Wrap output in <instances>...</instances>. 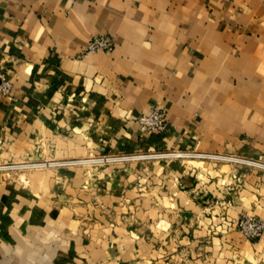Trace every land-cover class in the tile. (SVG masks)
<instances>
[{
	"label": "crops",
	"instance_id": "crops-1",
	"mask_svg": "<svg viewBox=\"0 0 264 264\" xmlns=\"http://www.w3.org/2000/svg\"><path fill=\"white\" fill-rule=\"evenodd\" d=\"M99 34L114 49L86 52ZM2 77L6 156L66 165L0 178V264H264L236 227L264 216V168L77 161L264 162V0H0Z\"/></svg>",
	"mask_w": 264,
	"mask_h": 264
},
{
	"label": "built area",
	"instance_id": "built-area-1",
	"mask_svg": "<svg viewBox=\"0 0 264 264\" xmlns=\"http://www.w3.org/2000/svg\"><path fill=\"white\" fill-rule=\"evenodd\" d=\"M115 47V40L110 35L99 34L92 38L86 52H93L97 50L111 51ZM1 90L8 94L12 88V82L2 77L0 83ZM139 122L142 128L146 131H163L168 126L167 112L164 108L156 107L149 113H144L139 116ZM174 155L176 157H191L203 158L210 160H232L238 163L247 164L251 166H259L264 168V162L259 160H252L237 156H229L224 154L204 153L198 151L190 152H146V153H115V154H100V156H91L84 160H77L79 163H93V164H107V163H120L136 159H150L162 158L165 156ZM74 163V162H73ZM76 163V162H75ZM237 229L246 237L253 239L264 234V216L255 214H244L236 223Z\"/></svg>",
	"mask_w": 264,
	"mask_h": 264
},
{
	"label": "rangeland",
	"instance_id": "rangeland-1",
	"mask_svg": "<svg viewBox=\"0 0 264 264\" xmlns=\"http://www.w3.org/2000/svg\"><path fill=\"white\" fill-rule=\"evenodd\" d=\"M1 143L2 142H0V178L3 180L16 182L17 180H22L23 174L26 177L27 174H31L40 169L46 170L48 168H58L66 165L63 161L40 160L29 157L17 159L13 156H6V151L9 149ZM14 150H9L8 153H12ZM1 153L4 154L2 155ZM76 164L78 163L76 162Z\"/></svg>",
	"mask_w": 264,
	"mask_h": 264
}]
</instances>
